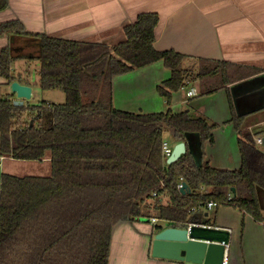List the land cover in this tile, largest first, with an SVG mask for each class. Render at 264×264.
I'll list each match as a JSON object with an SVG mask.
<instances>
[{"label":"trees","instance_id":"1","mask_svg":"<svg viewBox=\"0 0 264 264\" xmlns=\"http://www.w3.org/2000/svg\"><path fill=\"white\" fill-rule=\"evenodd\" d=\"M7 4L0 0V12ZM158 21L155 13L139 14L114 45L26 33L17 20L0 24V38L38 43L27 56L1 48L0 77L11 83L14 60H36L39 88L65 95L63 103L14 106V94H0V157L40 161L49 151L51 159L47 177L0 174V264H108L118 223L155 218L168 227L208 226L191 212L209 201L232 206L264 227V145H255L248 130L264 121V108L237 116L228 93L230 84L261 70L198 59L197 73L190 76L184 55L155 49ZM159 61L170 70L156 88L168 106L172 93L191 81L198 82L199 96L227 90L229 122L238 134L237 169L213 167L203 159L197 166L188 151L166 163L165 126L177 143L188 133L199 134L201 147L213 141L217 125L190 110L133 113L113 107L112 79ZM255 135L263 136L264 129ZM183 182L185 194L177 188Z\"/></svg>","mask_w":264,"mask_h":264},{"label":"crops","instance_id":"2","mask_svg":"<svg viewBox=\"0 0 264 264\" xmlns=\"http://www.w3.org/2000/svg\"><path fill=\"white\" fill-rule=\"evenodd\" d=\"M7 8L0 12V24L19 21L26 33L46 35L53 38L83 43L114 45L124 39L123 28L135 21L141 13H155L159 21L155 29L154 47L159 51L173 50L185 56L183 68L190 76L198 70V59L227 62L248 69H259L260 73L236 81L228 86L234 113H251L264 106V0H7ZM12 38V39H11ZM10 46L16 55H29L31 48H38L34 39L3 37L0 49ZM17 59L11 63L15 81L28 83L31 97L39 87V79H32L30 68ZM170 77V70L162 62L134 69L112 79V105L127 112H162L166 101L156 88ZM192 80V79H191ZM27 85V84H25ZM198 88L195 81L172 93L168 106L173 113L183 110L203 117L212 130V143L202 146V159L211 166L237 169L240 155L238 134L229 122L232 110L226 89L203 96L189 105L186 91ZM186 90V99L182 92ZM198 90V89H197ZM11 95L10 83L0 77V94ZM199 93V92H198ZM205 98H211L205 99ZM16 100V96H12ZM54 103L50 100H44ZM41 102V101H40ZM29 104L24 100V105ZM38 104V103H37ZM181 108V105H184ZM179 105V106H177ZM236 105V107H235ZM176 107V108H175ZM186 108V109H184ZM237 115V114H236ZM248 130L255 134L256 126ZM167 142V141H166ZM173 149V145L167 142ZM7 160L4 170H16L18 160ZM0 160V161H1ZM16 161V162H15ZM50 152L40 161H24L25 168H32L33 176L47 177L51 173ZM19 165V164H18ZM4 170L1 173H6ZM32 170V169H30ZM8 174V173H7ZM28 174V173H26ZM11 175L17 176L15 173ZM264 204V194H260ZM166 202V199L163 200ZM264 211V207H263ZM192 215L201 223L228 231L229 264H264V227L250 215L229 205L212 209L192 210ZM213 214L212 216H210ZM159 222H162L160 225ZM204 225V224H203ZM167 222L156 219L144 223L120 222L113 228L108 264H192L183 261L158 259L151 256L152 234L165 228Z\"/></svg>","mask_w":264,"mask_h":264},{"label":"water","instance_id":"3","mask_svg":"<svg viewBox=\"0 0 264 264\" xmlns=\"http://www.w3.org/2000/svg\"><path fill=\"white\" fill-rule=\"evenodd\" d=\"M10 90L16 96V100H13L14 106H22L24 105V100L31 98V87L18 81L10 83ZM262 108L264 106L253 111ZM236 114L237 116L245 115L237 112V108ZM33 121H30V126H32ZM186 151L192 155L195 164L200 166L202 162V147L198 133H188L185 135L184 141L175 144L167 157L166 163L175 162ZM179 191L182 194L189 192L185 182L182 183ZM231 192L234 193L235 189L231 188ZM145 221L148 220L145 219ZM227 234L228 231L226 230L203 224H193L189 229L187 227L159 228L152 234L151 256L158 259L183 261L192 264H221L225 249L224 245L228 244Z\"/></svg>","mask_w":264,"mask_h":264},{"label":"rangeland","instance_id":"4","mask_svg":"<svg viewBox=\"0 0 264 264\" xmlns=\"http://www.w3.org/2000/svg\"><path fill=\"white\" fill-rule=\"evenodd\" d=\"M23 63L30 68L31 78L32 79H35V78L39 79V63L36 60H33V61L29 62V63H27V62H23ZM38 82H39V80H38ZM195 83H197V85H198L197 81H195ZM197 89H198V92H199V87ZM185 91L186 90L184 89V92H182V97L188 101V99H190V98H186L185 97V95L183 94V93H185ZM2 95L3 96H7L4 92H2ZM200 97H203V96L200 95L198 97L191 98L189 100V102H190L189 105H192V103H194V102L196 103L197 102L196 100H198V98H200ZM205 99H210L209 101L212 100L211 98H205ZM42 100H50V101H53L54 103H63L64 100H65V95L60 90L43 91V90H41L38 87L35 95H33L29 100H26V102H29V104H37V103H39ZM177 106H179V105H177ZM184 106H185V104L181 105V108L184 107ZM167 108H168V105L165 103V108L163 109V111H166ZM184 109H186V108H184ZM190 112L193 115H195L192 112V110ZM261 129H264V123L259 125L258 128L256 126L254 127V130H257V131L261 130ZM163 140L165 142L166 141L170 142V144H172V146H174L173 145L174 136H173V132H172L171 128L166 127V126L164 127V129H163ZM18 161H19V163H18L19 165L16 164V167H17L16 170H14L12 172H10V171L7 172V170H4V165H5V162H7V160H1L0 161V171L4 170L8 174L15 173L19 177L36 175V174H31V173H34V172H31V171L35 170V169H33V168H35L34 165H31V166H33L32 168H25V167H22V166H26V165H24V163H22L23 160H18ZM30 169H32V170H30ZM26 173H28V174H26ZM42 177H44V176H42ZM263 207H264V204H263ZM212 215L213 214H211L210 216H212ZM140 222L144 223L145 219H140ZM159 223H160V225L162 224V222H159Z\"/></svg>","mask_w":264,"mask_h":264},{"label":"built area","instance_id":"5","mask_svg":"<svg viewBox=\"0 0 264 264\" xmlns=\"http://www.w3.org/2000/svg\"><path fill=\"white\" fill-rule=\"evenodd\" d=\"M198 94V90L196 88H189L187 91H186V96L187 97H193V96H196ZM251 134L253 135V141H254V144L255 145H263V139H264V135H255L254 133L251 132ZM161 150H162V154L165 156V157H168L172 151V148L169 146V144L165 141L162 142V145H161ZM0 160H1V157H0ZM181 185L182 183L178 184L177 185V188L180 189L181 188ZM231 196L229 195L228 196V199H230ZM207 209H212L214 207H216V203L213 202V201H209L207 202L206 206H205ZM150 222L154 223L156 222V219L155 218H151L150 219ZM194 223H190L187 225V229H189V227L191 225H193ZM225 249H224V253H223V259H222V262L221 264H229V257H228V244L224 245Z\"/></svg>","mask_w":264,"mask_h":264}]
</instances>
